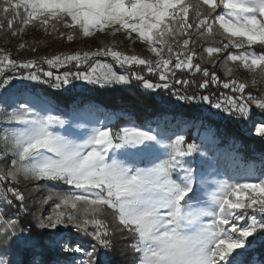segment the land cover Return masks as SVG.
Returning <instances> with one entry per match:
<instances>
[{"label":"snow or ice","instance_id":"snow-or-ice-1","mask_svg":"<svg viewBox=\"0 0 264 264\" xmlns=\"http://www.w3.org/2000/svg\"><path fill=\"white\" fill-rule=\"evenodd\" d=\"M5 26L12 37L32 27L68 42L77 34L123 33L146 45L156 60L125 55L103 39L95 51L40 61L18 62L0 49V264H111L117 238L133 254L132 264H264L252 256L257 241L264 244V168L257 174L239 165L221 174L213 168L208 137L189 142L183 129H114L111 120L82 115L61 119L28 83L61 88L77 80L103 89L135 79L153 91L222 85L234 95L213 102L179 89L171 94L191 105L187 111L209 117L224 112L248 118L252 106L264 113V94L245 96L249 82L234 76L239 68L251 74L252 85L264 80V0H0V29ZM100 56L121 68L144 66L160 82L135 72L117 74L94 59ZM41 61L54 68L86 63L89 70L65 72L50 83L53 72L41 76ZM33 68L18 78L6 71ZM255 130L264 137V127ZM38 182L47 188L39 201L28 189L29 183L38 189ZM48 204L54 207L44 215ZM23 253L27 260L15 258Z\"/></svg>","mask_w":264,"mask_h":264},{"label":"trees","instance_id":"trees-1","mask_svg":"<svg viewBox=\"0 0 264 264\" xmlns=\"http://www.w3.org/2000/svg\"><path fill=\"white\" fill-rule=\"evenodd\" d=\"M30 29L33 28L29 27L26 31ZM21 36L12 37L7 32L6 26L0 29V49L6 51V48L9 45H15ZM34 38L38 40V44L43 48L38 35L34 36ZM205 66L212 68L211 65ZM218 74L222 78L221 71ZM197 76H201V74L196 75L195 78ZM257 85L261 89L264 88V80L257 78ZM209 87L211 88V86ZM36 88L50 102L53 109L51 113L53 115L64 114L66 119L72 118L74 109L82 108L87 113L93 114V121L111 120L112 123L109 126L114 129L124 126H151L152 128L158 126L167 133L183 129V134L186 135L188 141L197 143L200 142L202 137L207 136L211 155L215 159L213 168L218 169L221 174L225 172L231 173L239 165L252 167L257 174L264 168V139L251 134L247 126L251 116L242 118L221 112L217 117H209L206 113L199 111H187V109L191 108V105L183 101H177L171 94L170 88L167 90L161 88L154 91L144 90L138 86L93 88L87 94L77 91L72 93L60 92L40 85H36ZM176 89H179L181 94L209 95L213 102L217 100L212 90L204 93L195 84L190 87L178 86ZM202 107L208 108L209 106L203 105ZM212 111L216 112L218 110L212 109ZM258 114L264 117V113L258 111ZM3 126L4 123L0 121V127ZM0 166H3L2 163H0ZM211 171L209 170V172ZM218 178L225 177L221 175ZM32 185L29 183L28 189L33 192V198L37 201L41 200V193ZM45 189L47 192L46 187ZM31 204L32 201L30 200L29 205L31 206ZM240 223L243 222L241 221ZM3 247L0 244V250H3ZM253 247L255 248V252L252 253L253 258L256 260L264 259V244H261L258 240ZM28 255V253H23L15 258L27 260ZM129 255L131 256L129 250L117 238L115 248L109 253L108 259L111 264H126L128 263Z\"/></svg>","mask_w":264,"mask_h":264},{"label":"rangeland","instance_id":"rangeland-1","mask_svg":"<svg viewBox=\"0 0 264 264\" xmlns=\"http://www.w3.org/2000/svg\"><path fill=\"white\" fill-rule=\"evenodd\" d=\"M61 31L67 32L68 30L61 28ZM37 35L41 39L43 48H41V46L38 44V40L34 38V36H37ZM101 39L104 40L105 45L110 44L115 50L125 55H129V56L137 55L140 58L149 59V60H152L153 62H155L156 60V57L147 51L146 45H144L143 43L139 41H136L135 43L128 41L127 39H125L123 33H118L115 37L107 36L105 34H99L97 37H94V38H82L79 36V34H77V37L74 41L68 42L66 40V37H63V38L59 37V33L54 32L51 34H45L42 30H38L36 28L30 29L24 32L23 35L16 41L15 45H12V46L9 45L6 48V52H9L11 55V58L17 60L18 62H22L24 60H29V59L40 61V58H51L55 55L62 54V53L72 54V53L79 51L82 54L84 51H95L97 48L102 46L100 44ZM113 40H115L114 44L112 43ZM22 42L25 43L26 47L23 49H18V45ZM32 47H36L37 51L32 52L31 51ZM94 59H98L101 63L111 65L113 71H116L117 74L128 75L131 77V73L135 72L140 75H144L147 79H150L153 83L160 82L158 80V77L149 74L147 72L146 67L144 66L126 65L124 68H121L118 64H116L112 60L111 57L100 56ZM88 70H89V65L86 63H81L79 66H77L75 63H70V64L62 65L58 68L50 67L49 65H47L46 63H43L42 61L39 63V74L41 76L44 71L53 72V78L51 79L50 83H56L55 77L57 75L63 76L65 72L76 73V72H86ZM6 71L9 74L15 75L18 78L20 76H23L29 71H37V69L35 68L23 69V70L18 69L16 70L15 73H12L11 70H6ZM221 73H222V79L226 80L227 78L223 76L222 71ZM234 76L238 79L249 82V88L245 92V96H247L249 93H251L252 95H256V96L264 94V88L261 89V87L258 86L257 83L255 85H252L250 83L251 74L247 73L246 71L242 69L236 68L234 70ZM201 77H202V73H201V76H197V78L199 79L197 78L195 79L199 81ZM176 78L191 80L193 77H192V74H179ZM44 79H48V78L45 77ZM28 83H32L34 85H40L44 87H49L51 90H56L60 92H69V93L77 91L80 93L87 94V92H89L90 89L99 88V86L88 85L84 81H77V80H72L71 84L64 85L61 88H52L50 87V84H41L39 82H34V81L28 82ZM170 84H171V77H170ZM130 86H138L144 89L142 85L135 79H130L127 85H113L108 88L130 87ZM178 86H181V85H175L174 87H170L171 91L176 90ZM210 86L211 88L208 87L207 89H201V91H204V93H206L212 90L213 95L216 97V99L222 98L225 95H234L231 89H224L222 85L220 86L210 85ZM181 87H185V86H181ZM144 90H147V89H144ZM235 95H239V93H236ZM3 111H4L3 106H0V121L4 123V117L2 115ZM258 111L260 110L255 109V106H252V113L250 114L251 117L248 120L247 126L250 129L251 134L262 137L261 135L257 134L255 130L257 127H264V122H262V119H264V117L258 114ZM80 115L85 116V118L88 120H92V118L94 117L93 114L87 113L85 109H82V108L74 109V111L72 112V118L76 116H80ZM57 116H60L61 119L67 120L64 114L58 113ZM54 127L57 131H60L61 133H63V128H61L59 125H56ZM262 138L264 139V137ZM263 162H264V158H263ZM38 183L40 185L38 190H39V193H41L42 199H43L46 196L45 193H47L45 189V185H44V182H38ZM32 186H34V184ZM53 207L54 205L48 204L46 206V209L44 210V215H47L50 211H52ZM85 246L87 247V244H85ZM132 259H133V254L131 253V256L129 255L128 257V263L126 264H130L132 262Z\"/></svg>","mask_w":264,"mask_h":264}]
</instances>
